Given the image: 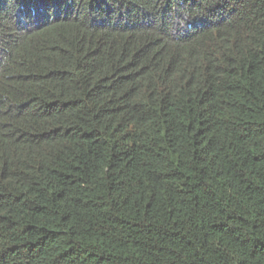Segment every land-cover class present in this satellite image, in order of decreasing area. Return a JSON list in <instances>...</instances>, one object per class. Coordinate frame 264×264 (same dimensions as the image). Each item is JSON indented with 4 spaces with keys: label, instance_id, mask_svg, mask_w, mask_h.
Instances as JSON below:
<instances>
[{
    "label": "trees",
    "instance_id": "16d2710c",
    "mask_svg": "<svg viewBox=\"0 0 264 264\" xmlns=\"http://www.w3.org/2000/svg\"><path fill=\"white\" fill-rule=\"evenodd\" d=\"M0 264H264V0H0Z\"/></svg>",
    "mask_w": 264,
    "mask_h": 264
}]
</instances>
